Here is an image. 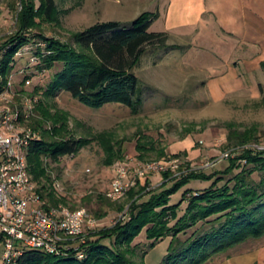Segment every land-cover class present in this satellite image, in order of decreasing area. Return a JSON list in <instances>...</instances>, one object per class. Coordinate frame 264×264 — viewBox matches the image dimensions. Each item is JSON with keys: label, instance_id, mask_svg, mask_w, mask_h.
Masks as SVG:
<instances>
[{"label": "rangeland", "instance_id": "obj_1", "mask_svg": "<svg viewBox=\"0 0 264 264\" xmlns=\"http://www.w3.org/2000/svg\"><path fill=\"white\" fill-rule=\"evenodd\" d=\"M195 1L184 0L183 4L177 5L173 0H56L58 21H42L41 27L33 31L71 42L73 33L96 22L117 20L123 25H131L144 11L158 12L150 30L169 32L168 45L171 48L148 47L134 69L144 90V101L138 112L120 103L93 108L66 91L45 97L43 92L57 69L39 71L34 55L36 44L33 43L28 44L17 57L13 70L17 88L26 94L36 95L38 100L44 99L52 112H61L64 118L66 113L72 135L85 141L76 154L56 161L48 159L50 178L37 183V186L45 185L47 193L53 192L57 198L64 199L59 203L70 208H86L100 223L89 229L87 236L113 225L116 219L128 212L130 191H135V198H147L146 192L158 189L164 183L171 186L183 170L187 171L185 173L224 170L230 160L218 161V158L227 149L241 144H229L228 135L232 130L256 127L264 140V107L257 102L259 94L253 97L249 92L232 93L220 100L213 96L224 90L221 88L223 83L215 81L223 75L219 57L222 34L216 21L205 23L210 18L214 19L208 13V16H203L202 23L197 24L199 37L205 31L214 40L210 43H199V38L192 40L196 26L188 22L196 18L194 10L198 4ZM37 3L39 5L40 0ZM208 6L211 7L212 3H207L206 10L209 11ZM20 8L19 0H0L1 43L15 32ZM180 44L183 46L176 48ZM260 72L264 74L262 70ZM26 76L31 79L29 85L23 83ZM36 114L40 116L37 111ZM46 125L52 126L51 122ZM139 143L147 145L145 160L139 156ZM118 150H121L122 157H117L111 165L105 164L111 151ZM162 150L167 156L158 158ZM177 153L185 162L176 171H169L170 176L152 173L146 178L149 183L144 190H141L142 179L120 200L107 197L116 163L162 160ZM207 162L210 165L206 166ZM211 183L193 179L172 195L170 204L179 203L187 189L200 190ZM149 186L151 189L148 190ZM186 206L184 202L181 214ZM170 242L171 237H166L149 248L146 264H162ZM135 243L143 248L148 246L150 241L145 231ZM1 255L2 247L0 258ZM226 260L227 264H256L257 260V264H264V237L236 245L205 264H223Z\"/></svg>", "mask_w": 264, "mask_h": 264}, {"label": "trees", "instance_id": "obj_2", "mask_svg": "<svg viewBox=\"0 0 264 264\" xmlns=\"http://www.w3.org/2000/svg\"><path fill=\"white\" fill-rule=\"evenodd\" d=\"M19 2L17 28L4 41L8 48L0 61V75L5 81L14 70L17 52L33 43L39 71L57 69L43 92L45 97L66 91L93 108L120 103L138 112L144 90L134 69L148 47L171 48L169 32L150 30L158 12L144 11L131 25L117 20L96 22L73 33L71 42H67L41 31L33 33L42 21H58L56 0H40L39 5L37 0ZM261 69L264 72V60ZM257 102L264 107V83ZM35 108L40 116H35L31 124L41 130L42 138L31 143L28 161L30 172L40 184L50 178L48 159L56 161L76 154L85 141L72 135L66 113L64 118L61 112H52L44 99L38 100ZM49 122L51 128L46 125ZM257 130L234 129L228 142L260 141L262 136ZM138 148L139 156L145 160L147 145L139 143ZM163 156H167L164 150L158 158ZM117 157H122L121 150L111 151L105 164H113ZM241 158H247V162H240ZM164 175L168 177L170 173ZM193 179L212 183L200 190L187 189L179 203L170 204L172 195ZM148 183L146 178L140 182L141 190ZM37 191L52 204L64 201L53 192L47 193L45 185ZM146 194L147 198H135V191H130L125 219L92 232L85 242L65 249V255L27 249L21 257L22 264H146L149 248L166 237H171V242L162 264H205L236 245L264 237V151L247 150L231 159L224 170L213 173H182L171 186L164 183ZM184 202L187 206L181 214ZM144 231L150 241L146 248L135 243Z\"/></svg>", "mask_w": 264, "mask_h": 264}, {"label": "built area", "instance_id": "obj_3", "mask_svg": "<svg viewBox=\"0 0 264 264\" xmlns=\"http://www.w3.org/2000/svg\"><path fill=\"white\" fill-rule=\"evenodd\" d=\"M7 48L0 42V61ZM24 48L26 46L17 52L16 57L23 53ZM15 76L12 72L5 81L0 75V264H22L21 257L27 249L65 255V249L85 242L86 232L100 224L86 208L52 204L37 191L28 153L31 143L42 138L41 131L31 124L37 115L35 106L38 98L21 92ZM23 83L29 85L31 79L24 77ZM247 150L264 151V140L229 148L218 161L236 159ZM239 161L246 163L247 158ZM184 162L181 156L142 160L140 163L120 161L115 165V176L107 197L120 200L150 174L176 171ZM127 215V212L121 215L113 225Z\"/></svg>", "mask_w": 264, "mask_h": 264}, {"label": "crops", "instance_id": "obj_4", "mask_svg": "<svg viewBox=\"0 0 264 264\" xmlns=\"http://www.w3.org/2000/svg\"><path fill=\"white\" fill-rule=\"evenodd\" d=\"M195 2L198 4V8L195 6L194 10L196 18L188 22L191 26H196L192 40L199 38V43L202 41L210 43V40H214L205 31L199 37L197 24L202 23L203 16L205 14L208 16V13L216 20L210 18L205 23L216 21L222 34L219 45L223 50H220L219 57L223 66L221 71L223 75L215 81H221L223 83L221 88L224 90L213 95L215 100L240 92L253 93V97L260 95V85L264 83V74L260 72L261 62L264 60V0H212V2L196 0ZM173 3L183 4L184 0H173ZM207 3H212L211 7L208 6L209 11L206 10ZM227 261L223 264H227Z\"/></svg>", "mask_w": 264, "mask_h": 264}]
</instances>
